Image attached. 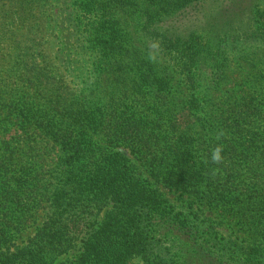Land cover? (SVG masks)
<instances>
[{
  "label": "trees",
  "instance_id": "16d2710c",
  "mask_svg": "<svg viewBox=\"0 0 264 264\" xmlns=\"http://www.w3.org/2000/svg\"><path fill=\"white\" fill-rule=\"evenodd\" d=\"M205 1L0 0V264H53L74 248L81 221L88 226L76 264H126L133 254L145 264H164L151 258L149 229L167 224L169 206L157 187L147 189L143 175L260 228L264 0H215L214 27L184 35L157 30L158 22ZM237 13L250 21L235 23ZM53 40L57 65L38 67ZM153 41L167 57L163 69L148 59ZM237 43L254 49L243 57L253 74L238 84L240 91L225 92L230 102L219 111L210 95L226 79ZM56 67L64 72L58 81L50 75ZM11 133H39L43 144L63 151L50 182L29 162L32 143L17 147ZM218 144L224 161L213 164ZM47 199V219L17 244ZM109 203L114 209L99 221ZM158 205L163 214H153ZM185 220H174L179 237L194 238L191 246L205 249L207 262L235 254L211 239L208 226ZM239 264H264V252L250 250Z\"/></svg>",
  "mask_w": 264,
  "mask_h": 264
},
{
  "label": "rangeland",
  "instance_id": "374dc122",
  "mask_svg": "<svg viewBox=\"0 0 264 264\" xmlns=\"http://www.w3.org/2000/svg\"><path fill=\"white\" fill-rule=\"evenodd\" d=\"M213 1L215 0H207L205 1L206 3L197 4L196 6L194 5L174 18L160 23L158 22L156 24L157 30H162L163 32L171 29L176 34L184 35L188 31L199 30L206 27V25L207 28L214 27L216 23V19L214 18L217 17L219 12L214 11V7L211 6ZM237 1L238 0H236V2ZM225 2L226 4L233 3L232 0H226ZM42 3L43 2H41L39 6L42 5ZM41 10H44V7H41ZM208 10L210 13L207 15L206 13ZM36 12V15L40 18V9H37ZM246 14L248 13L234 14L236 21L235 19L233 21H235V23L240 22L242 24H240V26H245L244 23L250 21L248 18L249 15ZM260 15L263 19H258L259 25L264 24V7L260 9ZM46 36L47 33L40 39V41L44 42ZM53 41L54 45L50 43L46 46L44 45L45 49L41 52L40 58L36 61L38 67L42 68V66H44V61L51 65H57V60L55 61L53 58V53L57 46L55 40ZM261 42L263 43V41ZM237 44V49L231 54L232 59L226 79L222 82L220 87L212 91L210 95V97L213 98V101H215L213 109H215L217 105L219 111L223 110L227 103L230 102L228 98L229 94H226L225 92L232 90H235V92L240 91L242 87L238 84L242 82V79L245 80L247 75L253 74L251 67L243 61V57L247 56L248 53H252L254 49L248 51L249 49L246 45L242 46L239 43ZM258 44L262 46L261 43ZM149 45L151 44L149 43ZM260 48L262 50L263 47ZM244 49H246V51H243ZM153 64L158 65L159 69H163L167 65V57L164 56V50L161 46H159L158 49L157 60L156 62H153ZM59 68L56 67L55 71L50 74L53 78L56 74V78H54L56 81L59 79L58 72L64 74L62 68ZM203 75L208 77L209 72L203 71ZM9 136L16 138L13 143H16L17 147H24L26 144L32 143V157L29 162L32 161V163L37 164L41 170L43 169L42 172L44 173L45 178L50 182L52 175L55 174L54 171L58 172V169L61 167L60 158L62 157L61 155L63 154V151L61 154L58 148L52 146V144H43V136L39 133L36 135H24L22 138H17V135L13 133ZM25 150L30 151L28 147H25ZM117 150L121 151V153H123L128 159L133 160L127 151L121 150V148H118ZM199 158L196 157L198 162L200 160ZM147 177L146 175L142 176L143 183L146 184L147 189L158 188V191L167 201L165 205L169 206L168 212H170V214L163 215H166L167 224L165 226H160L162 224L161 222L159 223V226L156 227L155 231L151 232V228L149 229V241L152 245L150 244L148 248L153 261L158 260L164 264H213V262H207L209 253L206 252L205 249H200L199 245H196L198 250L193 249L191 246V240L194 238L187 239V237H179V232L177 231L179 228L174 220H182L185 222V218L197 222L202 226H208L212 232V240L217 239L218 241L225 243L228 250H236L238 252L237 254L236 251L235 254L227 253L226 256L228 259L223 260L224 262L220 264H239L241 259L247 258V254L250 250L264 252V219L261 220L262 225L259 226L260 228L254 230L252 229V224L244 218H238L235 216L229 217L220 212L218 208L209 205L206 201L196 199L187 194H181L176 190L165 187L163 183L153 181L154 179L148 177V180ZM51 190L52 189L48 192V198ZM48 204L49 201L47 199L44 208L40 207L37 211L31 214L27 227L21 235V239L16 241L17 244L20 245L21 243L23 244V242H26L28 237L34 235L36 228L40 227L47 219L50 213ZM113 206V203H109L103 208L99 215V221L104 220L105 214L114 209ZM151 208L153 209V214L164 213L163 205H158L157 207L153 206ZM79 226V231L74 233V248L68 253L57 257L53 264H76L82 254L81 240L85 237V233L87 232L88 222L81 221L79 222ZM126 264H145V261L142 260L140 255L133 254Z\"/></svg>",
  "mask_w": 264,
  "mask_h": 264
},
{
  "label": "clouds",
  "instance_id": "9594fccd",
  "mask_svg": "<svg viewBox=\"0 0 264 264\" xmlns=\"http://www.w3.org/2000/svg\"><path fill=\"white\" fill-rule=\"evenodd\" d=\"M158 49H159V42L158 41H153L150 45V49L148 52V59L150 62H156L157 60V54H158ZM223 133H219L217 136V139H219L220 136H222ZM224 151V146L223 145H217L212 149L211 152V162L213 164H221L224 161V156L222 155ZM218 171V169H214L213 172Z\"/></svg>",
  "mask_w": 264,
  "mask_h": 264
}]
</instances>
